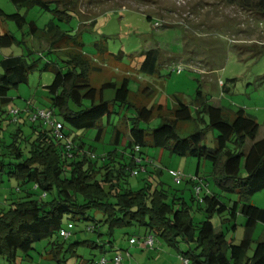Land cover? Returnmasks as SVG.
<instances>
[{
  "label": "trees",
  "instance_id": "1",
  "mask_svg": "<svg viewBox=\"0 0 264 264\" xmlns=\"http://www.w3.org/2000/svg\"><path fill=\"white\" fill-rule=\"evenodd\" d=\"M226 1L264 18V0ZM10 2L26 12L37 7L42 12L50 13L52 18L43 28H39L35 20H27L25 13H6L0 7V20L12 22L22 32L21 39L8 31L0 32V48L21 45L25 42L24 35L35 37L41 31L48 44L47 54L63 52L66 59L62 67L56 68L52 81L44 86L49 100L47 108H36L28 101L26 109L12 107L6 113L0 106V184L15 182L14 189L9 187L0 201V258L14 263L18 253L27 256L33 250L34 243L56 234L63 240L49 242L48 253L52 258H60L61 252H70L78 257L75 253L77 246L86 245L98 248L100 256L79 264H94L102 258L108 264L104 254L112 250V241L99 244L79 240L65 247V241L72 236L74 223L92 221V225L85 226V231L95 232L105 224L109 236H113L116 229L133 224L144 227L147 234L142 241H138L140 248H151L142 245L148 236L153 238L151 234L162 237L175 248L180 238L190 247L179 254L182 259L188 260V264H264V241L256 244L250 256L245 255L252 229L258 222L264 223V208L250 201L255 193L264 190V138L256 139L259 124L255 117L239 108L234 118L229 119L222 107L207 103L197 92L195 113L179 102L174 119L162 122L152 130L149 145L173 155L195 158L196 172L185 180L194 188L199 184L192 177L201 178L198 173L201 160L210 162L215 183L221 190L239 197V201L230 208L227 219H235L240 203L239 211L245 218L246 232L239 244H234L227 241L223 231L216 232L210 220L213 213L221 214L227 209L217 194L203 198L192 195L191 204L188 205L185 201L176 203L175 199L179 200L177 195L169 203L168 191L163 187L153 188L145 183L136 190L132 189L130 176H137L140 172L149 176L151 173L148 166L153 160L142 150L146 146V130L140 127V122L150 120V108H135L136 114L130 118L127 135L118 129L113 130L108 140L112 146L109 150L97 155L90 147L86 148L85 137L76 132L96 128L93 140L99 141L105 133L100 124L102 119L106 117L107 125L110 124L111 102L127 108L132 106L128 102V80L124 79L119 87L110 81L96 89L87 83L90 63L85 54L81 51L73 53L69 49L60 50L70 36L69 31L57 23H69L71 15L67 13L69 8L66 2ZM32 56L33 53L28 50L25 54L10 55L0 60V105L9 102L8 91L11 88L27 83L28 75L41 59ZM151 60L152 57L147 56L142 69L146 70L152 64ZM48 63L44 70H47ZM105 89H113L111 101L103 98ZM38 109L52 111L54 119L61 125L58 135L51 124L40 118L32 119ZM23 112L26 116L22 119ZM203 114L206 121L202 119ZM179 120H200L205 122V127H198L193 133L182 137L176 129ZM3 122L7 127L15 125L6 139L1 137V132L7 129L2 126ZM209 129L217 133L213 147L204 144L205 132ZM248 140L251 143L243 151ZM160 171L155 167L154 172ZM195 203L203 205L205 212L204 219L197 225L190 214ZM97 213L101 214L102 219L94 217ZM62 230L68 231L69 236H61ZM128 242L134 245L137 240L130 237ZM116 255H120L119 264H123L120 252L113 256V264ZM125 256L130 257L127 251ZM57 261L61 263L59 259Z\"/></svg>",
  "mask_w": 264,
  "mask_h": 264
},
{
  "label": "rangeland",
  "instance_id": "2",
  "mask_svg": "<svg viewBox=\"0 0 264 264\" xmlns=\"http://www.w3.org/2000/svg\"><path fill=\"white\" fill-rule=\"evenodd\" d=\"M61 1L67 3V13L71 18L69 23L57 21L70 34L60 50L69 49L73 53L81 51L85 54L90 63L87 83L99 89L106 82L112 81L119 87L124 79L128 80V102L132 106L127 108L111 102L110 124L107 125L106 117L102 119L100 124L105 133L99 141L93 140L96 128L76 132L85 137L86 148L90 147L97 155L109 150L112 147L108 144L110 134L114 129L128 134L130 118L135 117L136 107H148L152 111L148 122H140V127L146 130V146L142 150L153 160L148 166L151 173L149 176L145 172L130 176L132 189L136 190L145 183L153 188L163 187L168 191L169 203H172L175 195L179 197V200L175 199L176 203L185 201L188 205L191 204L192 195L197 197L195 188L185 181L187 176L195 173L197 160L189 156L173 155L167 150H164L159 160L160 149L149 146L152 130L162 122L174 119V111L179 102L189 106L191 112L195 113L197 92L207 103L222 107L229 119L234 118L236 110L244 109L259 124L256 137H264V18L226 0ZM0 7L6 13H25L27 20H35L39 28H43L52 18L50 13L42 12L37 7L26 12L10 0H0ZM5 31L22 38V32L12 22L0 20V32ZM24 36L25 42L21 45L0 48V60L10 55L25 54L28 50L33 53V58L41 59L28 75L27 83L8 91L9 102L0 105L6 113L12 107L26 109L28 101L36 108H47L49 100L44 86L52 81L56 68L65 64L63 60L66 54L63 52L47 54L48 44L43 32H38L35 37ZM147 56L152 57V64L144 70L142 65ZM47 62L48 68L44 70ZM177 68H181L179 73L176 72ZM113 97V89L103 91L105 100L111 101ZM21 116L23 119L26 114L23 112ZM202 119H207L204 114ZM2 126L6 128V122ZM14 127L12 124L4 129L1 137L8 138ZM198 127H205V122L179 120L176 125L182 137L193 133ZM216 134L211 129L205 132L204 144L207 147L215 145ZM250 143V140L246 142L243 151L248 149ZM155 167L161 170L160 173L154 172ZM171 171L182 175L180 184L175 182ZM198 173L201 178L197 179L202 181H197L201 188L198 196L203 198L215 193L227 206L221 214L215 212L211 215L214 230L223 231L229 243L239 244L246 232L245 218L239 211L240 203L235 219H227L230 208L234 202L239 201L238 195L220 189L212 177L209 161L201 160ZM14 186V181L0 184V201L6 196L8 188L12 190ZM250 201L264 207V190L255 193ZM190 214L197 225L205 217L203 205L195 203ZM94 217L102 219L98 213ZM87 224L92 225L93 222L74 223L72 236L65 241V247L79 240L96 241L99 244L112 241L113 249L104 254L108 264H113L112 258L118 252L122 253L123 264H183L179 254L190 248L180 238L175 248L162 237L153 234V247L140 248L138 241H142L147 234L142 226L133 224L116 229L113 236H109L105 224L100 225L95 232L85 231ZM130 237L136 239L137 243L129 244ZM56 239L59 242L63 240L55 234L34 243L33 250L27 256L18 253L14 263L1 257L0 264H79L100 256L98 248L78 245L75 250L78 257L70 252H61L60 258L57 257L61 263H58L48 253L49 242ZM259 241H264V223L260 222L250 233L246 257L252 254ZM125 251L130 257L125 256Z\"/></svg>",
  "mask_w": 264,
  "mask_h": 264
},
{
  "label": "built area",
  "instance_id": "3",
  "mask_svg": "<svg viewBox=\"0 0 264 264\" xmlns=\"http://www.w3.org/2000/svg\"><path fill=\"white\" fill-rule=\"evenodd\" d=\"M181 71V68H177L176 72L179 73ZM13 113H16V110H13ZM36 118H40L42 120H44L46 123L51 124V126L54 128V132L58 135L59 134V129L61 128V125L54 119L53 117V113L51 110H44V109H38L36 110L33 115H32V119H36ZM171 175L174 177L175 182L179 183L181 181L182 175H180L179 173H176L174 171H171ZM193 181H198V182H202L201 180H198L196 177H192ZM195 190H196V195H198L200 193V186L196 185L195 186ZM69 232L66 230H62L61 231V236H63L64 238L69 236ZM133 241L131 240L130 243H132ZM154 244V240L151 236H148L142 243V245L144 246H148V247H152ZM114 261L115 264H119L121 261V257L120 255H116L114 257ZM183 264H188V260L187 259H182ZM94 264H106V261L104 258H102L100 261L95 262Z\"/></svg>",
  "mask_w": 264,
  "mask_h": 264
},
{
  "label": "crops",
  "instance_id": "4",
  "mask_svg": "<svg viewBox=\"0 0 264 264\" xmlns=\"http://www.w3.org/2000/svg\"><path fill=\"white\" fill-rule=\"evenodd\" d=\"M125 138H126V136H125ZM261 138H264V137H260V138H257L256 137V139H261ZM124 141H125V139H123ZM124 141H122V143H124ZM158 155H159V160H161V158L163 157V151L162 150H160V152L158 153ZM196 172V171H195ZM195 174V173H194ZM194 174H192L193 176H194ZM191 175V174H190ZM253 205H256L255 203H254V201H252L251 202ZM256 206H258V207H260L259 205H256ZM262 208H264V207H262ZM110 246V245H109ZM111 249H113V243H112V245H111Z\"/></svg>",
  "mask_w": 264,
  "mask_h": 264
}]
</instances>
